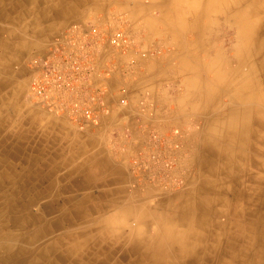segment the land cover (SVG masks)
<instances>
[{
    "label": "crops",
    "instance_id": "0c3cea01",
    "mask_svg": "<svg viewBox=\"0 0 264 264\" xmlns=\"http://www.w3.org/2000/svg\"><path fill=\"white\" fill-rule=\"evenodd\" d=\"M190 2L0 0L1 244L22 219L40 242L61 243L49 253L54 262L68 249L73 264L89 263L90 253L111 264L151 263L132 253V239L164 237L159 226L170 222L174 200L199 184L191 160L206 141L205 48L183 31L195 15ZM120 29L138 41L120 49L102 35ZM81 31L90 38L95 122L50 111L29 91L33 60Z\"/></svg>",
    "mask_w": 264,
    "mask_h": 264
},
{
    "label": "bare ground",
    "instance_id": "6f19581e",
    "mask_svg": "<svg viewBox=\"0 0 264 264\" xmlns=\"http://www.w3.org/2000/svg\"><path fill=\"white\" fill-rule=\"evenodd\" d=\"M187 8L195 15L183 31L205 48L208 78L206 141L191 160L199 184L174 200L170 222L159 226L164 237L152 243L137 233L131 250L149 255L150 264H264V0H192ZM18 222L8 231L12 240L0 243L8 253L0 264H56L57 257L73 264L76 254L63 247L52 261L49 253L61 243L44 244L38 231ZM93 255L87 264H111Z\"/></svg>",
    "mask_w": 264,
    "mask_h": 264
},
{
    "label": "built area",
    "instance_id": "2783aa9c",
    "mask_svg": "<svg viewBox=\"0 0 264 264\" xmlns=\"http://www.w3.org/2000/svg\"><path fill=\"white\" fill-rule=\"evenodd\" d=\"M90 32L95 35L100 33L96 27L91 28ZM102 35L112 46L120 49H127L135 43L121 29ZM63 41L56 42L52 55L33 60L34 71L29 91L50 111L67 112L73 118L83 115L87 122H95L96 117L88 105L90 94L86 95L90 82L89 33L81 31L79 37L73 34L65 44H62ZM93 100L102 102L100 95Z\"/></svg>",
    "mask_w": 264,
    "mask_h": 264
},
{
    "label": "rangeland",
    "instance_id": "374dc122",
    "mask_svg": "<svg viewBox=\"0 0 264 264\" xmlns=\"http://www.w3.org/2000/svg\"><path fill=\"white\" fill-rule=\"evenodd\" d=\"M92 28H93V27H92ZM96 28L101 32V30H100L98 27H96ZM191 33H192V32H188V34L186 33V35H188L189 38H191V37H192ZM109 34H110V33H107V35H109ZM129 34H130V33H129ZM130 37L133 39L134 42H137V41H138V38H137L135 35L130 34ZM29 88H30V86H29ZM37 102H38V101H37ZM38 103H39V102H38ZM178 183H182V181L179 180ZM181 185H182V184H181ZM181 185H180V186H181ZM180 186H179V185L176 186L175 189L179 188Z\"/></svg>",
    "mask_w": 264,
    "mask_h": 264
}]
</instances>
